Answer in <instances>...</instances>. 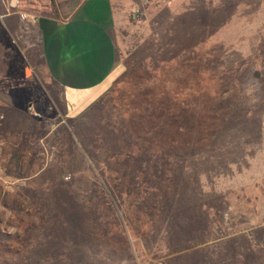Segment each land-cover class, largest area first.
I'll use <instances>...</instances> for the list:
<instances>
[{
	"label": "rangeland",
	"instance_id": "374dc122",
	"mask_svg": "<svg viewBox=\"0 0 264 264\" xmlns=\"http://www.w3.org/2000/svg\"><path fill=\"white\" fill-rule=\"evenodd\" d=\"M137 5L82 113L4 99L0 264H264V0Z\"/></svg>",
	"mask_w": 264,
	"mask_h": 264
},
{
	"label": "crops",
	"instance_id": "0c3cea01",
	"mask_svg": "<svg viewBox=\"0 0 264 264\" xmlns=\"http://www.w3.org/2000/svg\"><path fill=\"white\" fill-rule=\"evenodd\" d=\"M138 3L0 0V108L33 82L43 92L57 91L68 115L86 110L110 87L117 66L115 28ZM14 82L21 85H9Z\"/></svg>",
	"mask_w": 264,
	"mask_h": 264
},
{
	"label": "trees",
	"instance_id": "16d2710c",
	"mask_svg": "<svg viewBox=\"0 0 264 264\" xmlns=\"http://www.w3.org/2000/svg\"><path fill=\"white\" fill-rule=\"evenodd\" d=\"M160 155L165 156V153L161 151ZM15 159L17 160L16 157ZM143 161L144 160H142V162ZM139 165H141V163ZM144 165L145 169H148V160H146V163H144ZM226 245L227 243L225 244V246ZM234 249H232L230 246H228L227 248L224 247V251L220 253L216 259L208 257V264H260L258 262L259 258L249 259V254L245 251L244 248L240 247Z\"/></svg>",
	"mask_w": 264,
	"mask_h": 264
},
{
	"label": "built area",
	"instance_id": "2783aa9c",
	"mask_svg": "<svg viewBox=\"0 0 264 264\" xmlns=\"http://www.w3.org/2000/svg\"><path fill=\"white\" fill-rule=\"evenodd\" d=\"M162 0H142V3L144 5H148V4H151V3H156V4H159ZM142 15V8L141 7H138V8H135L134 10H132L130 12V19L131 20H138L139 17ZM21 18L23 19L24 16L21 15Z\"/></svg>",
	"mask_w": 264,
	"mask_h": 264
}]
</instances>
